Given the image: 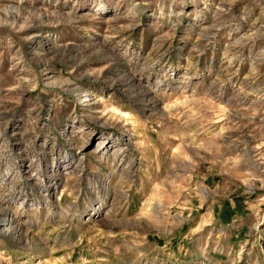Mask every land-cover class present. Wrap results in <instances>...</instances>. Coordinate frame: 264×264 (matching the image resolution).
I'll list each match as a JSON object with an SVG mask.
<instances>
[{"label": "rangeland", "instance_id": "374dc122", "mask_svg": "<svg viewBox=\"0 0 264 264\" xmlns=\"http://www.w3.org/2000/svg\"><path fill=\"white\" fill-rule=\"evenodd\" d=\"M0 264H264V0H0Z\"/></svg>", "mask_w": 264, "mask_h": 264}, {"label": "bare ground", "instance_id": "6f19581e", "mask_svg": "<svg viewBox=\"0 0 264 264\" xmlns=\"http://www.w3.org/2000/svg\"><path fill=\"white\" fill-rule=\"evenodd\" d=\"M130 175V174H129Z\"/></svg>", "mask_w": 264, "mask_h": 264}]
</instances>
